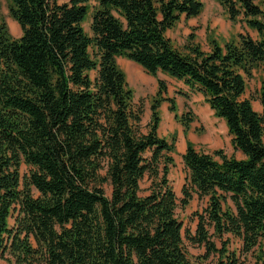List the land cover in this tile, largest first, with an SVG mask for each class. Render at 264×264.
<instances>
[{
  "label": "trees",
  "instance_id": "obj_1",
  "mask_svg": "<svg viewBox=\"0 0 264 264\" xmlns=\"http://www.w3.org/2000/svg\"><path fill=\"white\" fill-rule=\"evenodd\" d=\"M11 1L23 34L12 38L0 19V261L192 264L168 178L176 144L159 134L160 108L169 102L186 130L194 118L177 114L162 73L188 88L184 96H204L242 154L188 144L182 206L193 194L208 199L189 241L216 264L249 257L264 264V83L261 113L245 97L264 63L262 0H218L256 37L240 34L225 45L211 38L209 51L194 32L184 50L167 36L182 17L203 13L200 0H96L91 35L84 28L91 0ZM118 58L157 79L147 132ZM22 164L31 168L25 179ZM146 176L152 185L143 197ZM227 235L240 247L232 250Z\"/></svg>",
  "mask_w": 264,
  "mask_h": 264
},
{
  "label": "rangeland",
  "instance_id": "obj_2",
  "mask_svg": "<svg viewBox=\"0 0 264 264\" xmlns=\"http://www.w3.org/2000/svg\"><path fill=\"white\" fill-rule=\"evenodd\" d=\"M204 4L203 13L195 19H186L182 17L177 26L168 31L167 36L171 39L174 46L180 50H184L188 42V38L192 32L195 33L199 43L205 51L210 50L209 40L211 38L217 40L221 45H225L232 40H238L240 34L250 33L256 37V33L248 29L242 21L232 23L229 20L226 10L221 6L218 0H200ZM70 0H59L60 4L69 3ZM11 0H0V19L4 20L8 25L10 35L14 39L21 38L23 32L20 25L11 17L10 7ZM91 12L84 28L86 32L91 35L90 24L93 7L97 6L96 0H91ZM264 7V0H262ZM120 68L127 76V83L135 93V103L141 107L142 126L143 130L147 132V127L151 122V105L156 96L158 85L157 79L146 74L145 71L135 63L124 58L117 60ZM158 79L164 80L168 86L166 93L167 97L176 100L177 114L182 118H194L189 129L186 130L183 123L178 121L175 114L170 111L169 102L162 104L160 108L162 121L160 123L159 134L161 137L176 144V151L172 155L174 164L170 168L169 180L174 188L178 199V209L176 211L178 219L184 225L183 236L185 239V246L188 256L192 264H216V256L212 255L206 259V248L204 246L193 245L188 239V235H196L199 225L200 216L205 214L208 199L202 198L197 194H193L190 203L183 208L181 200L185 197L183 191L185 188L189 190V171L184 163L183 156L186 153L188 144L191 143L197 151L213 154L217 150H223L227 156L235 155L242 158L240 152H236L231 137L228 134V129L224 120L217 118L214 112L206 104L202 94H192L190 97L183 95L186 91V86L182 82L173 80L166 75L159 73ZM264 83V63L261 64L255 71L252 79L247 81V92L245 97L250 99L253 108L257 111L261 108V103L258 99L260 90ZM184 144L186 147H184ZM150 154H147L149 156ZM218 160V159H217ZM31 168L26 164L21 166V175L25 179ZM152 185V180L149 176L141 182V196L149 194V188ZM107 196H111V187L105 186ZM231 207L233 203L229 201ZM13 223V221L11 222ZM226 239L231 240V249L234 250L240 247L239 241L232 236L227 235ZM217 246L221 247L219 239L215 238ZM2 260L0 264H6ZM245 264H257L251 257Z\"/></svg>",
  "mask_w": 264,
  "mask_h": 264
},
{
  "label": "crops",
  "instance_id": "obj_3",
  "mask_svg": "<svg viewBox=\"0 0 264 264\" xmlns=\"http://www.w3.org/2000/svg\"><path fill=\"white\" fill-rule=\"evenodd\" d=\"M168 77V76H167ZM170 78V77H169ZM157 85H158V82H157ZM184 87H185V85H184ZM186 88V91L188 92V88L187 87H185ZM158 90V89H157ZM171 98V97H170ZM167 103V102H166ZM263 111V108H262V106H261V108L259 109V110H257V112H259V113H261ZM229 134V133H228ZM231 137V136H230ZM184 147H186V145L184 144Z\"/></svg>",
  "mask_w": 264,
  "mask_h": 264
}]
</instances>
